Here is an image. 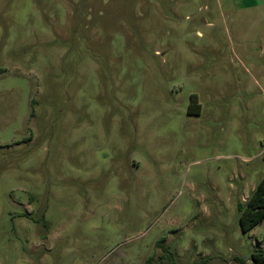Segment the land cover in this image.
I'll return each instance as SVG.
<instances>
[{
    "label": "rangeland",
    "instance_id": "374dc122",
    "mask_svg": "<svg viewBox=\"0 0 264 264\" xmlns=\"http://www.w3.org/2000/svg\"><path fill=\"white\" fill-rule=\"evenodd\" d=\"M263 175L264 0H0V264H252Z\"/></svg>",
    "mask_w": 264,
    "mask_h": 264
},
{
    "label": "trees",
    "instance_id": "16d2710c",
    "mask_svg": "<svg viewBox=\"0 0 264 264\" xmlns=\"http://www.w3.org/2000/svg\"><path fill=\"white\" fill-rule=\"evenodd\" d=\"M194 95L189 96V105ZM264 219V175L259 179L254 188L251 190L245 203L239 207L238 226L240 231L246 232L258 225ZM159 240L156 243L166 252V247ZM170 254V253H168ZM252 264H264V251H254L251 254ZM146 263V262H145ZM195 264V263H191Z\"/></svg>",
    "mask_w": 264,
    "mask_h": 264
}]
</instances>
